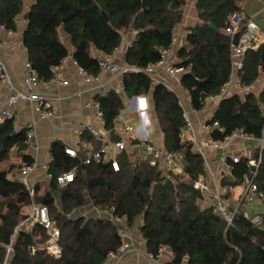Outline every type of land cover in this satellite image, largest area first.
Listing matches in <instances>:
<instances>
[{
    "label": "trees",
    "instance_id": "obj_1",
    "mask_svg": "<svg viewBox=\"0 0 264 264\" xmlns=\"http://www.w3.org/2000/svg\"><path fill=\"white\" fill-rule=\"evenodd\" d=\"M186 1L189 0H36L23 11V0H0V25L15 31L18 16L25 18L22 44L38 79L45 81L68 54L60 31L70 38L73 59L93 74L99 71V66L89 53L90 47L111 54L129 28L135 37L126 48L125 62L139 68L155 63L159 60V49L169 45ZM194 5L199 22L187 32L190 48H178L176 66L185 70L179 83L188 91L191 106L199 109L205 98L220 94L231 77L232 45L222 30L228 17L239 12V6L236 0H195ZM260 71L264 72V41L256 49L244 51L242 68L235 74L241 85L250 86ZM123 83L124 94L129 97L152 90L157 125L163 133L162 148L177 153L182 172L159 169L150 159L132 160L130 156L138 152L135 140L118 153L117 171L110 163H84L86 150L71 157L63 142L52 141L46 171L49 184L43 193L35 195L34 201L47 208L59 228L62 252L59 258L43 250L32 252L34 243L45 235L38 224L30 231L15 232L26 216L22 205L29 203V198L25 185L10 176L13 169L33 160L22 153L26 150L25 128L17 129L10 118L4 119L0 122V162L8 158L12 148L21 152L22 160L0 168V196L9 199L4 211L0 202V264H102L108 252L121 245L120 229L105 215L83 211L87 199L92 208L114 207L116 215L137 228V236L144 239L145 248L155 252L161 245L166 246L172 253V262L264 264V232L245 219L240 208L227 225L214 205L207 203L205 195L194 188V180L204 177L206 169L201 154L180 142L179 133L186 121L177 95L163 83L152 84L141 71L123 75ZM96 100L104 128L114 131L124 108L122 95L113 89L107 95H97ZM213 121L219 123L211 132L213 139L220 140L232 130L242 128L264 140V88L259 93L248 91L243 97L232 94L222 98L206 123ZM14 130L16 133L12 134ZM81 140L92 142L95 149L102 145L87 130ZM251 157L258 158V149ZM226 162L230 178H221L225 198L228 189L255 171L245 156L237 162L227 157ZM70 170L74 173L73 180L59 187L57 178ZM167 177L172 180L173 190L164 185ZM254 179L259 189H264V147ZM7 245L11 247L8 254Z\"/></svg>",
    "mask_w": 264,
    "mask_h": 264
},
{
    "label": "built area",
    "instance_id": "obj_2",
    "mask_svg": "<svg viewBox=\"0 0 264 264\" xmlns=\"http://www.w3.org/2000/svg\"><path fill=\"white\" fill-rule=\"evenodd\" d=\"M23 23L26 22L23 16H20ZM0 28L4 29L0 25ZM223 32L228 35L231 40L234 33L238 34L237 44H232L231 49V65L233 67L234 73L242 68L243 61L242 56L247 48H254L257 40V30L256 23L254 20L249 19L244 21V18L239 13H233L228 17L227 23L223 28ZM10 33V31H9ZM1 45V44H0ZM180 47L178 39L175 35H172L169 45L159 49V60L152 63L145 68H139L134 65L128 64H117L111 54H102L101 58L97 59L99 66V71L95 74L87 71L83 66L79 65L74 59L73 64L75 66V71L79 76L81 82L86 83L93 88H95L100 95H107L111 90L109 84L112 80H116V87L120 90L124 89L123 75L129 72H143L145 73L151 83H161L159 76L157 75L159 70L163 69L169 74H175L182 71L181 67H177L175 62L177 60V50ZM117 48H115L116 50ZM23 67H22V88L19 90H12L9 93L2 105L0 106V122L6 118H10L13 124L16 126L17 116L13 109V105L17 101H29L34 104V108L41 117H54L56 115L55 99L56 97H50L44 95L38 91L41 85L50 86L53 83L66 84V81H58L57 77L52 76L48 80L41 81L38 79L36 71L33 69L23 45H21ZM105 71L110 74L109 79H102L101 73ZM111 81V82H110ZM0 82H5L11 84L10 75L7 72L6 65L4 61L0 60ZM231 78H229L222 86L221 93L231 85ZM239 86V82L237 81ZM169 89V88H168ZM171 90V89H170ZM190 101V98H189ZM88 107H92L95 110V117L100 123V129L95 131L90 126L80 125L78 129L80 133L85 130L90 131L95 137L102 140V145L97 148L90 150L88 149V144L86 141L81 142V147L87 151L86 157L84 158V163H90L91 161L110 163L112 169L117 171L119 164L117 161V155L123 149H125L131 141L135 140L134 146L138 148V151L143 155L144 159H150L151 164H155L159 169L168 172H182V165L176 152L168 151L155 144L148 137V131L145 126L140 124L125 125L123 128L124 134L131 132L133 136L128 138V140L111 141L109 139L108 133L104 129L103 114L100 109L99 102L93 100L85 104ZM183 115L186 121V126L180 130L179 139L181 143H187L191 146V149L203 157L204 166L208 167L207 159L204 155L205 149H224L233 140L240 139L243 142H256V146L253 152L258 149V158L254 159L251 155H246L244 152L233 153L231 155L223 153L222 160L226 161L227 157L231 158L233 162H237L242 156L248 157V163L253 166L255 170L251 177H245L242 182L236 185L240 189V195L236 201L235 206H231L224 194L226 188L214 184V191L211 192L209 199L215 200L213 203L214 209L218 212L229 225L232 222L234 214L239 210L242 216L247 219L253 226L258 230L264 232V216L260 213H249L247 210L242 209L243 203L250 201L256 197L264 198V189H259L254 176L256 173V168L258 167L260 161L261 150L264 147V140L262 138H255L249 133H246L242 128H236L232 130L229 134L224 135L222 139L216 140L211 137V132L213 129L219 127L217 121H213L211 124L204 123L203 127L207 130L208 137L205 139H198L195 132L192 129L191 123L188 118L187 111L183 109ZM24 133V143L26 146L32 149L38 147V139L35 132V127L33 122H28L25 125ZM143 132H146L145 134ZM71 157L76 156V151L73 149H65ZM252 152V153H253ZM36 164L31 163L28 165H23L19 168V173L22 175L24 182H27L28 175L35 169ZM40 167L47 171L48 165L41 164ZM74 178V173L72 170L63 173L57 178V184L59 187L65 186L67 183L71 182ZM207 175L204 177L199 176L193 182L194 188L201 191L206 195L209 191ZM27 197L29 198L28 211L24 213L25 218L16 226L15 232L17 231H30L31 227L35 224L41 226L45 238L43 240H37L31 248V251L43 250L48 255L53 258H59L61 256V246L60 231L55 225L54 221L50 218L47 208L44 205L37 204L34 201L35 191L33 187L27 186L25 188ZM212 203V201H211ZM97 214L107 216L111 221L117 223L120 229V236L122 238L121 245L114 251H110L107 254L106 259L102 264H116L120 262L126 255L134 253L135 251H140L145 259V264H185L184 262H172V253L166 247L161 245L155 252H152L145 248L144 239L137 236V228L130 227L125 218L118 216L114 213V207L111 208H94ZM141 222V220H140ZM11 247L7 245V254L9 253ZM264 250V245H263ZM4 264V263H3Z\"/></svg>",
    "mask_w": 264,
    "mask_h": 264
},
{
    "label": "crops",
    "instance_id": "obj_3",
    "mask_svg": "<svg viewBox=\"0 0 264 264\" xmlns=\"http://www.w3.org/2000/svg\"><path fill=\"white\" fill-rule=\"evenodd\" d=\"M36 0H23V11L29 8ZM239 6V14L243 16L244 20L252 19L256 23L257 40L256 45L253 49H256L264 41V0H236ZM195 0L186 1L182 6V17L181 20L175 25L174 33L178 39V43L185 49L190 48L189 42L186 40V35L189 28L193 27L199 22L198 13L195 8ZM22 16V15H20ZM20 16L17 19V29L10 31L7 29L0 28V60L4 61L8 74L10 75L11 84L0 82V106L4 102L6 96L11 93L12 90H19L22 88V31L24 24L21 21ZM223 32V30H222ZM228 36V35H227ZM135 35L131 28L127 29L122 33L121 43L117 49L113 50L112 56L117 64H127L124 59L126 48L131 44ZM230 38V37H229ZM60 39L68 50V54L61 60L60 64L53 68V76L57 77L58 81L64 80L66 84L53 83L50 86L41 85L38 91L44 95L50 97H56L55 108L56 115L54 117H41L39 112L34 108V104L29 101H17L13 105V109L17 116L16 128H24L28 122H33L35 132L38 139V147L36 149L29 148L26 146V150L22 153L29 155L32 158V163H35V169L28 175L27 182L25 183L22 175L19 173V169H13L10 177L17 179L27 186L37 188L35 195L43 193L49 184V177L47 172L44 171L40 165L48 164L49 161V147L52 141L60 140L65 144L66 149H73L76 151H85L81 147V142L86 141L88 149L93 150L94 144L87 140H81L83 134L79 132L80 125L90 126L93 130L97 131L100 129V123L95 117V110L92 107H88L85 104L87 102L96 100V96L100 95L99 92L92 86L81 82L79 76L75 71L73 64L72 51L73 47L70 42L68 35L60 31ZM232 45V40L230 38ZM89 53L92 57L99 59L101 58L102 52L95 49L93 46L90 47ZM231 57V53H230ZM243 61V56H242ZM178 62V60H176ZM175 62V65H176ZM232 67V65H231ZM185 70L179 71L175 74H169L163 69L159 70L158 76L160 80L167 88L171 89L178 97L183 109L187 111L189 121L192 129L198 139H205L208 137L207 130L203 127V124L212 116L213 112L217 108L220 100L224 97L232 94H238L243 97L248 91L259 93L264 88V72L260 71L256 80L250 86H243L239 83L237 85V77L232 67L231 74V85L225 89L222 93L207 97L202 102L199 109L191 106L189 101L190 95L188 91L183 88L179 79ZM102 79H109L110 74L103 71L101 73ZM111 82V81H110ZM239 82V81H238ZM116 80H112L109 84L111 90H116L122 95L124 101V108L118 115L114 133L122 138L128 140L133 134L128 132L124 134L123 128L125 125L140 124L145 126L148 131V137L155 144L163 145V133L160 131L157 125L153 102H152V90L145 94L136 96H127L124 94V90H120L115 85ZM154 84V83H152ZM105 129V128H104ZM106 130V129H105ZM88 131V130H87ZM91 133L90 131H88ZM109 136V132L106 130ZM144 134L146 132H143ZM92 134V133H91ZM93 135V134H92ZM96 139V142L102 140ZM26 145V144H25ZM256 142H243L240 139L233 140L224 149H205L204 155L207 159L208 167L206 169L207 182L209 191L205 195L208 203H211L209 196L214 191L215 183L221 185L222 176L230 178L228 163L222 160L223 153L233 154L244 152L246 155H251ZM11 153L15 154L14 158H11ZM8 158L0 162V168H7L10 164H18L21 162V152L18 153L14 148L9 151ZM205 175V176H206ZM227 202L233 207L236 205V201L240 195V189L235 186L228 189ZM0 198H3L0 196ZM10 198H15L11 196ZM242 209L247 210L249 213H260L264 215V198L256 197L250 201L243 203ZM93 211V213L91 212ZM22 211L27 213L28 203L22 205ZM86 211V210H85ZM87 212V211H86ZM88 214H97L96 210L90 205L88 207ZM146 259L140 251L126 255L120 262L116 264H145Z\"/></svg>",
    "mask_w": 264,
    "mask_h": 264
},
{
    "label": "water",
    "instance_id": "obj_4",
    "mask_svg": "<svg viewBox=\"0 0 264 264\" xmlns=\"http://www.w3.org/2000/svg\"><path fill=\"white\" fill-rule=\"evenodd\" d=\"M102 14H103L104 18L107 19L105 13H102ZM209 26L215 29V25L212 22H209ZM237 37H238V34L234 33V35L232 36V44L233 45L237 44ZM15 133H16V130L12 131V134H15ZM109 139L111 141H116V140H120V137L118 135H116L114 133V131H111V132H109ZM251 168L253 169V166H251ZM164 185L167 186L169 189L173 190V183H172V180L169 177H167L164 180ZM214 202H215V200L212 199V204Z\"/></svg>",
    "mask_w": 264,
    "mask_h": 264
},
{
    "label": "rangeland",
    "instance_id": "obj_5",
    "mask_svg": "<svg viewBox=\"0 0 264 264\" xmlns=\"http://www.w3.org/2000/svg\"><path fill=\"white\" fill-rule=\"evenodd\" d=\"M9 157V156H8ZM15 157V154L14 153H11V158H14ZM130 158L132 159V160H135V159H139V160H144V157H143V155L140 153V151H138L137 153H136V156H135V154H133L132 156H130ZM58 196L56 195V198H57ZM9 201V199H5V198H0V202H3V211L5 210V204L7 203ZM207 203H208V201H207ZM90 206V202H89V200L87 199L86 201H85V203H84V206H83V208H84V210L83 211H88V207ZM85 211V212H86ZM24 212V211H23ZM85 212H83V213H85ZM91 212L93 213V211L91 210ZM76 214V213H75Z\"/></svg>",
    "mask_w": 264,
    "mask_h": 264
}]
</instances>
